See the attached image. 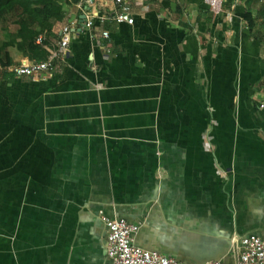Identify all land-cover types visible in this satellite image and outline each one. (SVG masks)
Returning <instances> with one entry per match:
<instances>
[{
    "label": "crops",
    "instance_id": "0c3cea01",
    "mask_svg": "<svg viewBox=\"0 0 264 264\" xmlns=\"http://www.w3.org/2000/svg\"><path fill=\"white\" fill-rule=\"evenodd\" d=\"M127 6L132 26L100 23L118 8L95 0L93 27L50 72L0 69V264H103L102 216L182 264H232L234 238L264 239V38L243 25L262 1ZM63 9L46 58L61 26L84 21Z\"/></svg>",
    "mask_w": 264,
    "mask_h": 264
},
{
    "label": "built area",
    "instance_id": "2783aa9c",
    "mask_svg": "<svg viewBox=\"0 0 264 264\" xmlns=\"http://www.w3.org/2000/svg\"><path fill=\"white\" fill-rule=\"evenodd\" d=\"M118 11L110 13L108 17H97L92 14L95 0H79L75 6L78 12L84 17L83 23H79L77 18L69 20L59 29V37L53 44V49L49 52L44 61H24L19 65H9L0 63V69H7L16 77L37 76L43 72L53 70L55 63L67 57L71 37L73 34H81L84 30L93 27L94 18L100 23L105 20L113 21L116 24H134V16L128 9V0H108ZM137 3L148 5L152 0H134ZM209 10L215 14L223 11L224 0H203ZM245 29L248 22L244 21ZM101 36L108 39V32L103 31ZM36 43L45 46L47 40L39 36ZM259 110H264V103L258 104ZM106 228V249L103 264H182L177 260L161 255L155 251L143 250L133 243V236L138 231V226L128 223L124 219H110L101 217ZM237 246V258L232 264H264V239L254 234H249L239 238H234ZM202 264H227L222 261L204 262Z\"/></svg>",
    "mask_w": 264,
    "mask_h": 264
},
{
    "label": "trees",
    "instance_id": "16d2710c",
    "mask_svg": "<svg viewBox=\"0 0 264 264\" xmlns=\"http://www.w3.org/2000/svg\"><path fill=\"white\" fill-rule=\"evenodd\" d=\"M79 0H0V20L9 15L12 23L17 27L14 35L0 43V59L9 63L7 51L10 47L34 60L46 58L41 45L36 43L39 36L46 40L51 36L54 23L64 18V7L76 4ZM254 1V0H249ZM258 16L253 19L251 14L246 15L250 31L259 26V35L264 38V0ZM257 20H259L257 22Z\"/></svg>",
    "mask_w": 264,
    "mask_h": 264
},
{
    "label": "rangeland",
    "instance_id": "374dc122",
    "mask_svg": "<svg viewBox=\"0 0 264 264\" xmlns=\"http://www.w3.org/2000/svg\"><path fill=\"white\" fill-rule=\"evenodd\" d=\"M9 19H10V17H9ZM10 20H8L7 19V21H4V22H2V23H5V22H9ZM7 28L9 29L10 27L9 26H7ZM2 29H0V38H1V34H2V32H3V30H4V28H3V30L1 31Z\"/></svg>",
    "mask_w": 264,
    "mask_h": 264
}]
</instances>
